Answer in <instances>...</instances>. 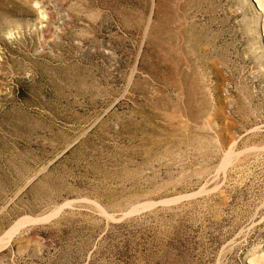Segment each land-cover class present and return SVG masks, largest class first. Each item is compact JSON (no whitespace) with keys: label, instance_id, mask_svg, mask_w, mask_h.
<instances>
[{"label":"rangeland","instance_id":"obj_1","mask_svg":"<svg viewBox=\"0 0 264 264\" xmlns=\"http://www.w3.org/2000/svg\"><path fill=\"white\" fill-rule=\"evenodd\" d=\"M0 264H264V0H0Z\"/></svg>","mask_w":264,"mask_h":264}]
</instances>
